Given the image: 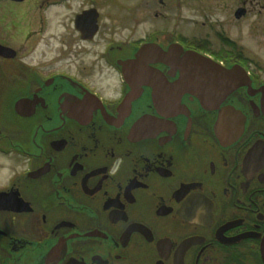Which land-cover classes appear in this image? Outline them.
<instances>
[{"label": "flooded vegetation", "instance_id": "obj_1", "mask_svg": "<svg viewBox=\"0 0 264 264\" xmlns=\"http://www.w3.org/2000/svg\"><path fill=\"white\" fill-rule=\"evenodd\" d=\"M98 1L0 0V264H264L262 54L228 19L183 20L188 2L129 1L107 21ZM148 43L238 64L251 85L205 108L174 88L181 53L123 67Z\"/></svg>", "mask_w": 264, "mask_h": 264}, {"label": "rangeland", "instance_id": "obj_2", "mask_svg": "<svg viewBox=\"0 0 264 264\" xmlns=\"http://www.w3.org/2000/svg\"><path fill=\"white\" fill-rule=\"evenodd\" d=\"M129 1H132L134 4L137 3L138 0H99L98 6L101 10V14L103 15V20H109L110 16H121L126 15V6L129 4ZM181 2H188L189 5H193L196 11L190 9L182 8V16L189 15L190 18H184L183 20H197V27H202L206 29L207 25H201L202 20L205 18L206 21L216 23V19L219 21H224L228 19L226 24L227 32L232 37L235 38L244 48L247 54L251 57H257L256 55L262 54L264 59V0H249L251 3L247 2L245 6L247 12L241 18H235L234 10L241 4L240 0H225L222 3L216 2L214 0H180ZM34 3V2H33ZM32 4V0H31ZM243 5V4H242ZM204 8L207 16H200L202 12H198L197 9ZM52 8V11L49 12V29L46 34L49 32L56 30V22L55 18L59 17L61 19V12H58ZM174 9H172L169 13V16H173ZM24 14V15H23ZM58 14V15H57ZM150 21H154L152 18V11L150 12ZM34 12L30 7V2H27L26 7L22 6L21 12H19V22L21 27V32L23 31L22 36L25 37V33L27 30L32 31V27H27L31 24L33 19ZM205 15V14H203ZM104 22V21H103ZM26 26L27 30L23 27ZM193 25V23H192ZM194 26V25H193ZM22 37L21 42L24 43V38ZM26 43V42H25ZM56 46V42L50 40L48 44L47 51L44 52L45 60L49 59L54 53L52 52V48ZM102 42L99 45L101 48ZM27 47H30L28 44ZM45 46L39 45L36 49L35 56H39ZM251 62H254L253 59H250ZM10 161L6 160L0 156V182H4L7 175L12 173L10 169Z\"/></svg>", "mask_w": 264, "mask_h": 264}, {"label": "water", "instance_id": "obj_3", "mask_svg": "<svg viewBox=\"0 0 264 264\" xmlns=\"http://www.w3.org/2000/svg\"><path fill=\"white\" fill-rule=\"evenodd\" d=\"M244 13L243 8L237 9L235 16L239 17ZM3 47L0 46V49ZM156 48L155 44H145L141 46L136 53L137 59L123 62V67L137 66L140 62H144L141 56L147 53H154L158 60L165 59L181 53L179 61L172 60V63L180 62V76L174 83V88L190 93L199 99L200 104L205 108H211L222 101L230 92L240 86L251 85V79L243 67L238 64L223 67L211 58L202 55L193 50H184L181 45L173 44L168 50ZM156 52H155V51ZM134 68V67H133ZM157 103L164 108H178L174 102L159 100Z\"/></svg>", "mask_w": 264, "mask_h": 264}]
</instances>
